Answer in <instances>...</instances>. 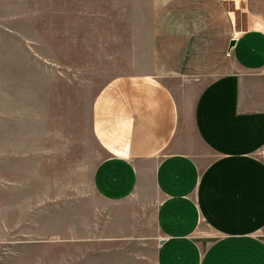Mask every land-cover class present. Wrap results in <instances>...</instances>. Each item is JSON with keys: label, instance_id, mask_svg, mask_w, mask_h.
I'll list each match as a JSON object with an SVG mask.
<instances>
[{"label": "crops", "instance_id": "1", "mask_svg": "<svg viewBox=\"0 0 264 264\" xmlns=\"http://www.w3.org/2000/svg\"><path fill=\"white\" fill-rule=\"evenodd\" d=\"M151 41L93 101L94 193L153 209L156 264H264V0H170Z\"/></svg>", "mask_w": 264, "mask_h": 264}, {"label": "rangeland", "instance_id": "2", "mask_svg": "<svg viewBox=\"0 0 264 264\" xmlns=\"http://www.w3.org/2000/svg\"><path fill=\"white\" fill-rule=\"evenodd\" d=\"M169 1L0 0V264H156L153 209L94 193L90 112L155 70Z\"/></svg>", "mask_w": 264, "mask_h": 264}, {"label": "water", "instance_id": "3", "mask_svg": "<svg viewBox=\"0 0 264 264\" xmlns=\"http://www.w3.org/2000/svg\"><path fill=\"white\" fill-rule=\"evenodd\" d=\"M234 45V42L231 44V46H233Z\"/></svg>", "mask_w": 264, "mask_h": 264}]
</instances>
